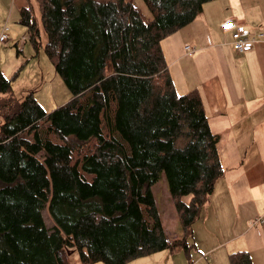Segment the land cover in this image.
Masks as SVG:
<instances>
[{"label": "trees", "instance_id": "1", "mask_svg": "<svg viewBox=\"0 0 264 264\" xmlns=\"http://www.w3.org/2000/svg\"><path fill=\"white\" fill-rule=\"evenodd\" d=\"M19 24L70 93L46 112L0 74V264H126L189 250L223 174L199 94H178L161 41L211 0H35ZM42 29L44 43L40 41ZM16 46V44H15ZM165 175L183 236L168 242L152 186ZM47 210L51 226L43 212ZM229 264H253L247 251Z\"/></svg>", "mask_w": 264, "mask_h": 264}, {"label": "crops", "instance_id": "2", "mask_svg": "<svg viewBox=\"0 0 264 264\" xmlns=\"http://www.w3.org/2000/svg\"><path fill=\"white\" fill-rule=\"evenodd\" d=\"M25 7H32L38 20L35 0H0V30L5 23H19ZM226 20L251 33L264 31V0L208 1L197 19L160 46L176 92L199 94L210 130L219 137L223 174L192 225L187 252L166 248L127 264H229V254L237 251H247L253 264H264V223L251 226L264 203V41L251 50L235 51L231 31L221 29ZM10 39L18 45L19 61L28 62L33 53L26 50V41L19 43L20 33L9 32ZM186 44L195 48L192 55L185 53ZM164 232L168 242L179 239H169ZM180 233L183 236L182 228ZM196 252L202 257L195 259ZM69 260L80 264L77 252Z\"/></svg>", "mask_w": 264, "mask_h": 264}, {"label": "rangeland", "instance_id": "3", "mask_svg": "<svg viewBox=\"0 0 264 264\" xmlns=\"http://www.w3.org/2000/svg\"><path fill=\"white\" fill-rule=\"evenodd\" d=\"M134 4L139 7L147 16H150L148 9L142 0H133ZM39 19V18H38ZM15 26L21 31L26 33V27H23L19 23ZM40 41L44 43V35L42 29L39 31ZM12 39V38H11ZM11 39L7 42L10 44H3L0 46V74L4 77L11 79V87L13 95L16 99L21 98L28 90L38 89L35 97L40 105L46 112H50L53 109L67 103L70 98L68 89L55 73L54 67L45 55L42 46L40 47V55L38 51L34 49L32 44L27 40L26 50L29 48L32 50L33 55L29 56L28 62H20L21 55L18 52L17 47L11 43ZM43 58L40 62V58ZM19 61V62H18ZM152 192L158 202V209L161 223L166 231L169 239L181 238V226L176 217V209L172 203V199L168 193V184L165 175L163 174L159 180L152 186ZM47 210L43 212L45 223L49 227L51 226V220L48 216ZM227 237V235H224ZM182 250V248H178ZM195 259L202 257L201 253L196 252ZM95 264H103L96 262ZM127 264V263H126Z\"/></svg>", "mask_w": 264, "mask_h": 264}, {"label": "built area", "instance_id": "4", "mask_svg": "<svg viewBox=\"0 0 264 264\" xmlns=\"http://www.w3.org/2000/svg\"><path fill=\"white\" fill-rule=\"evenodd\" d=\"M221 29L224 32L231 31V45L232 48L237 52H245L251 50L253 46L259 42L264 41V31H259L257 33H251L245 26L238 24L234 20H226L221 24ZM16 26H11L5 23L0 30V46L5 45L9 40V32L14 31L20 33L19 43L22 44L24 41L29 40L31 32L28 30L26 33H21ZM184 51L187 55H192L195 48L189 44L184 46ZM264 223V203L262 207V214L259 215L251 222V226H258Z\"/></svg>", "mask_w": 264, "mask_h": 264}]
</instances>
